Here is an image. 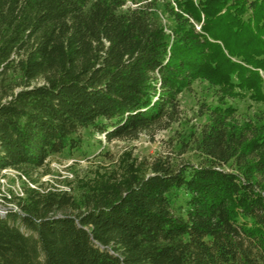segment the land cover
<instances>
[{
	"label": "trees",
	"instance_id": "obj_1",
	"mask_svg": "<svg viewBox=\"0 0 264 264\" xmlns=\"http://www.w3.org/2000/svg\"><path fill=\"white\" fill-rule=\"evenodd\" d=\"M0 0V174L182 120L196 81L213 100L182 139L83 201L26 188L0 213V264H264V0ZM174 2V3H173ZM197 24L200 29H197Z\"/></svg>",
	"mask_w": 264,
	"mask_h": 264
},
{
	"label": "rangeland",
	"instance_id": "obj_2",
	"mask_svg": "<svg viewBox=\"0 0 264 264\" xmlns=\"http://www.w3.org/2000/svg\"><path fill=\"white\" fill-rule=\"evenodd\" d=\"M135 1L144 3L146 0H129L127 3L135 6ZM205 100L211 102L213 95L204 81H196L190 90L181 94V122L167 129L142 131L137 136L113 140H108L104 133L94 128L82 129L80 147L51 156L42 168L30 175L13 168L2 171L0 204L11 202L20 210L18 201L25 197L26 188L43 193L68 192L83 201L99 182L122 179L130 167L147 169V162L160 155L170 156L174 162L196 163L197 154L181 142L201 122L198 109ZM231 102L241 116L248 117L264 109L262 102L249 96Z\"/></svg>",
	"mask_w": 264,
	"mask_h": 264
},
{
	"label": "built area",
	"instance_id": "obj_3",
	"mask_svg": "<svg viewBox=\"0 0 264 264\" xmlns=\"http://www.w3.org/2000/svg\"><path fill=\"white\" fill-rule=\"evenodd\" d=\"M197 29H200V27L197 25ZM7 169L3 170L6 171ZM9 201V200H6ZM8 209H14V210H19L17 208V206H14L13 204H11V202H7L4 204H0V213H5L7 212Z\"/></svg>",
	"mask_w": 264,
	"mask_h": 264
}]
</instances>
